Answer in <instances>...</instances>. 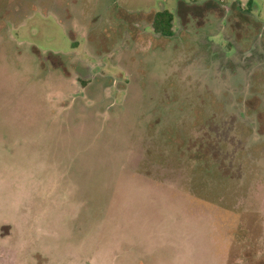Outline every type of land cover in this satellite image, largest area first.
I'll use <instances>...</instances> for the list:
<instances>
[{"label": "rangeland", "instance_id": "1", "mask_svg": "<svg viewBox=\"0 0 264 264\" xmlns=\"http://www.w3.org/2000/svg\"><path fill=\"white\" fill-rule=\"evenodd\" d=\"M0 264H264V0H0Z\"/></svg>", "mask_w": 264, "mask_h": 264}, {"label": "trees", "instance_id": "2", "mask_svg": "<svg viewBox=\"0 0 264 264\" xmlns=\"http://www.w3.org/2000/svg\"><path fill=\"white\" fill-rule=\"evenodd\" d=\"M173 13L167 9L160 10L155 13L152 21L153 30L163 36H171L173 34Z\"/></svg>", "mask_w": 264, "mask_h": 264}]
</instances>
